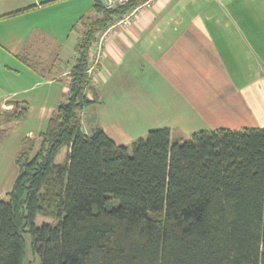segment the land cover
Returning a JSON list of instances; mask_svg holds the SVG:
<instances>
[{"label": "trees", "instance_id": "obj_1", "mask_svg": "<svg viewBox=\"0 0 264 264\" xmlns=\"http://www.w3.org/2000/svg\"><path fill=\"white\" fill-rule=\"evenodd\" d=\"M94 1L77 26L68 95L39 148L23 141L18 176L0 200V264H26V234L40 264H264V128L186 140L161 128L128 146L100 126L82 130L81 113L101 103L88 74L94 40L148 0L113 9ZM10 105L0 106V128L28 116L27 103ZM38 216L56 223L37 226Z\"/></svg>", "mask_w": 264, "mask_h": 264}, {"label": "crops", "instance_id": "obj_2", "mask_svg": "<svg viewBox=\"0 0 264 264\" xmlns=\"http://www.w3.org/2000/svg\"><path fill=\"white\" fill-rule=\"evenodd\" d=\"M238 1L247 0H157L118 29L93 78L101 97L93 106L95 127L119 146L161 128H169L174 138L221 127L264 128V30L244 31V25L222 13L221 7ZM94 4L0 0V70L8 74L6 82L23 83L11 94L0 90V106L9 110L10 102L27 103V120L34 124L17 156L26 138L34 140L36 124L46 129L60 96L67 97L64 80L81 40L77 26L92 14ZM250 37L261 38V55L251 50ZM3 150L1 139L0 191L8 192L1 185Z\"/></svg>", "mask_w": 264, "mask_h": 264}, {"label": "rangeland", "instance_id": "obj_3", "mask_svg": "<svg viewBox=\"0 0 264 264\" xmlns=\"http://www.w3.org/2000/svg\"><path fill=\"white\" fill-rule=\"evenodd\" d=\"M238 2L234 6H226L227 8L225 9L221 7L222 13L223 11H225L226 15H231L237 21V23L239 24L241 28H243V25H244V28H243L244 31L253 30V29L254 30H264V0H247V1H238ZM217 10H219V6H217ZM240 17H242L244 21H242ZM249 39L252 42L251 50L255 51L258 55H261L262 49H259L260 45L258 43V40L261 38H251L250 37ZM7 75L8 74L6 72H3L2 70H0V90L3 92V94L4 95L11 94L16 89L21 90L22 88L20 85H23V83L15 84L10 81L6 82L5 77ZM9 78L11 79L14 78V75H11V77ZM64 83H65L64 85L67 84L65 80H64ZM43 87L44 86L39 87L37 91L43 90ZM19 99L20 98H17V100ZM65 99L66 97L61 95L58 103H60L61 101H64ZM94 109L92 106L90 109L86 110V113H84L85 112L84 111L80 115L81 128L83 131L87 132V134H90L92 132V129L95 128V124H96L95 122L97 121V118L94 117ZM27 119H28V116L25 120L19 123L8 124V126L4 125L3 127H6V128L0 132V140L3 139V146H4L2 155L5 161V165L3 168L6 169V172H5L6 175L3 177V181L1 185H2V190L4 189L8 190V192L0 191V200H8L9 193H10L9 191L12 190L14 181L16 177L18 176L19 168L15 163V159L17 157L19 144H21V139L26 134L29 125L30 124L31 126L34 125L32 121L27 120ZM36 125L39 127L35 129V134L33 136L34 143H35V151L39 148V145H40V132H42V130L45 129L43 124L41 123L39 124L37 123ZM46 125L47 123L45 124V127ZM177 139L186 140L188 139V137H183V138L179 137ZM67 152H68V149H65L63 153L58 157V160H57L58 163H61L64 161V158ZM0 156H1V152H0ZM45 223L55 224L56 222L51 220L50 218L43 217V216H38L36 218L35 224L37 226H41ZM25 242H26L25 250H26V255H27L26 264H40L39 259L32 253V249H31L32 239L29 234L25 235Z\"/></svg>", "mask_w": 264, "mask_h": 264}, {"label": "built area", "instance_id": "obj_4", "mask_svg": "<svg viewBox=\"0 0 264 264\" xmlns=\"http://www.w3.org/2000/svg\"><path fill=\"white\" fill-rule=\"evenodd\" d=\"M106 8L113 9L118 6L126 5L130 0H102ZM157 0H148L146 3L142 4L139 7L134 8L127 15H124L118 18L113 24L109 25L106 29H104L94 40L93 49L91 53V66L88 70V74L91 78H94L98 66L100 64L101 58L105 52L107 44L111 37L117 32L118 29L127 27L132 18H134L139 12L142 10H146L149 8H153L156 4Z\"/></svg>", "mask_w": 264, "mask_h": 264}]
</instances>
